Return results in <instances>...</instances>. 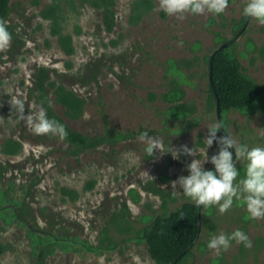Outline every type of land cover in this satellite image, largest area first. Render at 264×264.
<instances>
[{
    "label": "rangeland",
    "instance_id": "1",
    "mask_svg": "<svg viewBox=\"0 0 264 264\" xmlns=\"http://www.w3.org/2000/svg\"><path fill=\"white\" fill-rule=\"evenodd\" d=\"M114 2L109 29L94 0L10 1L8 25L22 43L12 39L0 50V193L8 190L12 199L23 201L36 228L64 238L46 264H157L142 239L144 228L185 202L195 203L171 182L188 174L192 159L219 150L215 141L207 149L205 140L207 127L219 122L208 58L227 40L245 72L264 85V24L251 17L244 22L245 0L228 2L223 18L207 11L167 15L160 0ZM55 6L56 16L48 17ZM55 18L61 34L71 39V54L55 33ZM41 67L82 101L74 117L50 94L56 113L71 128L89 137L102 133L104 110L117 132L135 136L74 157L57 134H35L9 101L23 99L25 115L42 109L31 94ZM172 108L181 111L175 115ZM224 117L238 145H264V99L251 111L233 110ZM143 131L163 152L152 151L150 139L140 138ZM184 145L197 154L174 158L169 150L182 151ZM245 164L240 158L237 179ZM204 167L214 165L205 161ZM201 227L181 264H264V217L252 218L243 198H234L223 213L216 204L203 207ZM238 229L249 246L236 240L227 248L207 246L212 235ZM34 261L25 227L0 219V264Z\"/></svg>",
    "mask_w": 264,
    "mask_h": 264
},
{
    "label": "trees",
    "instance_id": "2",
    "mask_svg": "<svg viewBox=\"0 0 264 264\" xmlns=\"http://www.w3.org/2000/svg\"><path fill=\"white\" fill-rule=\"evenodd\" d=\"M10 1L0 0V18L8 20L11 11ZM231 1L228 0L229 3ZM94 4L97 8L102 9L106 24L109 29H112L114 0H94ZM55 10H57V6L52 8L48 17L52 15L55 17ZM218 15L223 18L221 13ZM247 19L248 16L244 22ZM244 22L238 29L236 37L243 33ZM8 28L13 41L22 43L21 40L14 38L9 25ZM54 28L55 33L59 35L62 48L67 54H71L72 50L68 49L71 46V39L68 35L61 34L56 18ZM226 42L227 40H223V43ZM208 64L210 93L217 109L219 122L224 127L221 128V132L223 135H227L224 114L233 110L245 113L258 107L264 99V85L257 83L245 72L234 49V44L226 48H222V46L217 48L208 58ZM51 92L55 93L57 100L67 107L71 116L81 109L82 101L63 85H57L56 80L52 79L49 68L41 67L34 76L31 94H33L36 104L45 109L50 118H54L65 126L68 135L62 140L69 145L71 156L79 157L104 145L114 146L135 136L133 132H117L111 126L104 110H102V116L105 122L102 133L89 137L76 131L56 113L50 97ZM99 104L103 106L101 99ZM172 110L175 115L181 111L180 108H172ZM230 150L232 151V149ZM1 193L0 219L3 218L7 223L15 221L19 226L25 227L35 250L34 264H46L48 256L58 245L65 242L64 238L47 230L36 228L30 221L33 219L32 213L25 203L12 199L8 190L1 191ZM202 210L203 206L185 202L168 215L157 216L149 226L144 228L142 239L146 242L149 254L157 264H181L189 256L191 248L198 241L202 232Z\"/></svg>",
    "mask_w": 264,
    "mask_h": 264
},
{
    "label": "clouds",
    "instance_id": "3",
    "mask_svg": "<svg viewBox=\"0 0 264 264\" xmlns=\"http://www.w3.org/2000/svg\"><path fill=\"white\" fill-rule=\"evenodd\" d=\"M227 4L228 0H160V8L167 15L185 13L196 15L205 11L220 14ZM243 12L246 16L255 18L258 23L264 24V0H245ZM11 40L12 34L8 28V21L0 18V50L7 49ZM9 102L35 134L51 132L59 135L61 139L68 135L65 126L54 118H50L45 109L34 113L28 112L25 115L23 99L13 97ZM207 128L208 135L205 138L207 149L215 141L219 147L218 152L210 157L206 152L203 160L192 159L187 164L188 174L173 180L172 188L179 185L184 196L190 198L196 205L208 207L216 204L221 213L232 206L234 198L237 200L243 198L252 218L264 217V145L252 147L243 143L238 145L229 134L217 136L220 129L224 128L221 122ZM140 138L150 139L153 152L157 148L161 150L159 141L150 136L147 131L141 132ZM230 149H234L235 159ZM169 151L176 159H179L181 155L197 154L195 147L190 148L187 145L182 146V151L175 149ZM240 158H243L246 164L243 177L237 179L240 176V170L237 167ZM205 161H209L214 168L206 169ZM232 240L244 242L246 246L250 245L246 233L238 229L230 234L220 232L212 235L207 246L211 249L227 248Z\"/></svg>",
    "mask_w": 264,
    "mask_h": 264
},
{
    "label": "water",
    "instance_id": "4",
    "mask_svg": "<svg viewBox=\"0 0 264 264\" xmlns=\"http://www.w3.org/2000/svg\"><path fill=\"white\" fill-rule=\"evenodd\" d=\"M228 45H229V43H225V44L222 46V48H226V47H228Z\"/></svg>",
    "mask_w": 264,
    "mask_h": 264
}]
</instances>
